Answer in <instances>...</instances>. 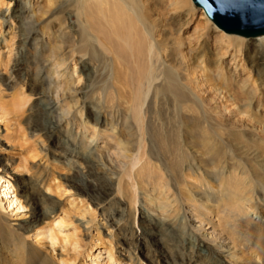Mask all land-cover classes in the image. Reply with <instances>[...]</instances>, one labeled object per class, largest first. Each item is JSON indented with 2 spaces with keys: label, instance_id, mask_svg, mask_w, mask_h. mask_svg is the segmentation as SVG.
I'll return each mask as SVG.
<instances>
[{
  "label": "bare ground",
  "instance_id": "6f19581e",
  "mask_svg": "<svg viewBox=\"0 0 264 264\" xmlns=\"http://www.w3.org/2000/svg\"><path fill=\"white\" fill-rule=\"evenodd\" d=\"M7 2L4 9L5 1L0 0V54L8 52L4 62L9 67L6 65L4 69L8 68L10 73L2 80L3 72H0V85L4 89L20 90L17 80L22 76V67L17 65L23 59L27 61V52L32 50L29 59L39 88L27 110L29 122L37 130H49L50 137L53 133H62L56 144L71 147L67 149L70 156L66 162L72 166L79 168V162L88 165L96 161L106 170L118 171L104 183L85 188L99 203L91 210L87 201L78 200L75 193L70 194L75 198L68 206H74L76 199L83 204L82 209H77L78 215L73 216L72 211L53 196V192H60L59 188L64 189L67 184L62 183L63 179L47 178L48 162L40 163L42 169L38 173H28L20 162L13 165L8 158L0 157V161L5 162L0 166L5 193L0 196L12 194L10 200L4 199L2 204L15 205L16 209V222L12 225L7 216L0 213V235L10 238L6 247L8 258H18L22 263L55 264L50 254L59 246L60 255L63 250L68 251L65 258L60 259L61 263L72 264L73 254L81 257L85 246L95 242L96 246H90L86 255L90 260L100 259L99 252H103V264H144L136 247L115 246L110 241L113 234L103 224L108 220L101 203L121 194L120 211L129 220H115L110 230L127 227L133 235V228L137 227L143 234H155L164 225L180 229L190 222V228L226 258L217 261L206 247L196 252L195 264H264V222L253 200L257 184L249 179L240 183L234 170L224 175L220 185L225 192L220 204L223 209H217L218 203L215 217H209L205 212L208 203L198 204L203 200L194 195L193 184L188 181L192 177L200 187L196 189L213 192L209 180L215 177L219 165L221 176L224 174L226 164L222 161V150L233 143L230 134L223 137L225 133L221 131L226 128L239 130V137H244L246 142L243 147H264L261 135L264 131V35L253 38L248 46L242 39L244 36L224 32L207 16L213 23L212 28L224 33L217 31V35L209 37L199 30L185 35L194 9L191 0ZM192 39V44L187 42ZM41 41L50 49L45 59L40 58ZM219 45L224 47L222 51L218 50ZM203 63L210 65L209 81L212 83L211 78H215L220 86L212 88L206 82H199L203 69L199 64ZM80 69L84 71L85 88L76 89L79 80L75 75ZM191 74L196 77L191 78ZM100 81V96L94 103L92 98ZM79 94L80 104H64L67 97ZM6 96L5 99L0 95V107L14 118L18 114L14 108L22 107L23 103L13 100L11 95ZM219 100H229L236 109L228 119L218 106ZM86 109L93 112L92 122L84 116ZM103 113L110 123L105 124ZM199 117L205 123L204 128L211 118L218 122L217 130L198 131L196 128L197 131H192L189 125ZM129 119L136 125L135 154L127 148L126 139L120 133L121 121L126 123ZM7 131L3 128L4 134ZM24 136L20 141V137L16 139L17 146L25 150L28 157L36 154ZM44 151L40 152L46 154ZM248 151L250 148L246 150L250 155ZM191 154L200 160L196 167L188 160ZM201 160L207 162L202 164ZM141 174H160L152 191H158L162 199L156 202L150 196L152 212L145 214L139 210L136 215L135 192L139 189L137 177ZM261 190L259 200L264 206V185ZM222 196L218 199L222 200ZM184 202L189 204L194 217L188 216ZM98 208L102 219L95 222ZM157 209L161 211V225L153 218ZM105 240H109V247L99 249ZM84 264L98 263L85 260Z\"/></svg>",
  "mask_w": 264,
  "mask_h": 264
},
{
  "label": "rangeland",
  "instance_id": "374dc122",
  "mask_svg": "<svg viewBox=\"0 0 264 264\" xmlns=\"http://www.w3.org/2000/svg\"><path fill=\"white\" fill-rule=\"evenodd\" d=\"M4 1H5V5H4V9H5L7 6L6 4L8 2H7V0H4ZM192 5H193L194 9H193V12L191 14V17L189 18V23L186 26L185 35L186 34L190 35V33L200 30V31L205 33V36L208 35L209 37H212L214 35H217V33L219 31L223 32V31L219 30L217 27H216L217 28L216 30L218 32L215 31L212 28L213 23L206 17L203 10L196 7L194 4H192ZM12 6H13V4H11V6H9V9H11ZM1 8H2V4H0V9ZM53 26H51V28L54 30ZM242 39L245 41V43L248 46H251L252 41L255 40L253 38L251 39V38H244V37H242ZM193 41L194 40L192 39L191 41H187V42L192 44ZM40 44H41L40 55L42 54L41 55L42 57H40V58L45 59L49 55L50 49L48 48V46L44 45L43 41H41ZM69 44L70 43H66V45H69ZM209 44H210V42H208V45ZM222 49H224V47L219 45L218 50L222 51ZM32 53H33V51L29 50L27 52V61H26V59H23L20 62H18V65H17V66L22 67V69L20 70V73L22 76L18 77V80H17V82H19V84H20V87H19L20 90L18 91L16 88L11 89V88H7V87H5V89H4L3 86L0 85V95L1 96H3L6 99L7 98L6 95H11L15 98L13 100H21V102L23 103L22 107L14 108L15 110H18V114L14 118H12L10 113H7V114L5 113L4 107L3 108L0 107V157L8 158L9 159L8 162H12L13 165H16L18 162H20L22 164L23 168L28 170V173H30V172H33V173L37 172L38 173L42 169V166L40 165V163H42L44 161L48 162L49 175L47 173V175H48L47 178L48 179H50V178L54 179L56 177V178H59L60 180L63 179L62 183L64 185L67 184L64 187V189L59 188L60 192H58V191H57V193L53 192V196L60 199L61 204L65 208H68L69 211H72L73 216H77L78 215L77 209L78 208L82 209V205H83L82 203H79L78 200L84 199L85 201H87V203L89 204V210L93 209L94 207H96L97 204H99L95 199H93L92 197L89 196L87 191L85 192V188L90 189V187L94 184L99 185V184L104 183V181L107 178L114 177L116 175V173H118V171L115 172V169L114 170H111V169L106 170V169H104V167L102 165H100L96 161H93L92 163H90L88 165L85 163L79 162V168L72 166L71 164L66 162V159H69V156H70L68 154L67 149H70L71 147H64L61 144H56V139L60 138L62 133L56 132V133H53L50 137V131L49 130H47V129L42 130V128H39V130H37L38 128L32 126V123L29 122L27 110H28L29 106L31 105V103L34 101V99L37 95L38 88H39L38 80L36 79V75H35L34 66L32 65L31 60L29 59L30 54H32ZM7 54H8V52H6L5 54H0V72L1 73L3 72L2 73L3 78H1L2 80L4 79L5 75H8L10 73L8 71V68L4 69V67L6 65L9 67V65L4 62V59H6ZM43 56H44V58H43ZM228 60H229V58H227L226 61H228ZM189 64H190V62H188V65ZM199 65L203 66L202 67L203 69H201L202 78L200 79L199 82H201V81L206 82V85H208L210 87L212 86V88H213V86L214 87L220 86V81L216 80L215 78H211L213 80H212V83L210 82L211 81L210 80V74H209V71L211 69L210 65L208 66L206 63L199 64ZM70 67H73L72 63L70 65ZM79 74H80V76H79ZM75 77H76L77 81L79 80L77 82V86L75 88L76 89L85 88L84 87V85H85L84 84V79H85L84 71H82L81 69L77 70ZM195 77H196V75L191 74V78L194 79ZM100 84L102 85V81L97 83L96 88H95L96 91H94L95 93H94L93 98H92V102H94V103H96L98 101V97L100 96V94H99L100 93L99 89L101 88ZM255 84H256V82H255ZM211 91L212 90H210V92ZM80 96H81V94H79V96L67 97L64 104L66 103V106H72L75 104V102H77V104H80L82 101ZM98 103H100V101ZM101 105H103L102 102H101ZM218 106H219L220 110L222 111L223 116L227 117V119L230 117L231 112L236 111L235 107L231 104V102L229 100H225L223 102L222 101L220 102V100H219ZM263 112H264V110H263ZM84 116H87V118L90 120V122H92L91 119H93V112L91 110H89V109L84 110ZM101 117L103 120H105V124H106V122L110 123L109 118H106L104 113L101 115ZM211 119L208 120L210 127H209V124H206L208 126H206V128H204L205 123L202 122L203 120L200 117H199V119L191 122L194 124L190 123L189 126L191 127L192 131H197V130L203 131L205 129H207V131H210L212 129L217 130L218 126H216V124L219 125V123L214 121L213 119L212 120ZM196 122H197V124H196ZM120 124H121L120 126H122L121 127L122 130L120 131V133L122 132L121 135H122L123 139H126L125 140L126 146L132 152V154H135L136 150H137V139H136V135H135L136 125H135L134 121H133V119H131V120L129 119V120H127L126 123H123V120H122ZM193 126H194V128H193ZM3 128H6L8 130L5 134L3 132ZM196 128H197V130H196ZM33 131L37 134H35ZM232 131H233V133H232ZM238 131L239 130L235 129V128H232V130L229 128H226L225 130L221 131V132L225 133L223 135V137H226V134H230V136H231L230 139L233 141V143H230V146L225 149L226 151L222 150V152H223L222 161L224 162V164H226L225 168H224V174L221 176L220 173L222 171V167L219 165L215 169V172H216L214 175L215 177H213L212 179L209 180V185L211 187H213V192H211V190H209V189L202 190L203 192L200 189H196V188H200V187L199 186L197 187L196 183H194V181L192 180L193 179L192 177H189L188 181L193 184L191 187L194 188L193 189L194 195H196V197H199L200 199L203 200L202 202H200L198 204H200V206H201L202 204H204V202L208 203L207 204L208 207H207L205 212L209 215V217H215V213H216L215 207L218 206V203H219V206L217 209H219V210L221 209L220 211H222V209H223V207H220V204H222L223 203L222 201H224V197L222 196V194L224 195L225 192H224V190L220 189L221 188L220 185L222 184V181L224 180L223 179L224 175H227V174L229 175V172L234 170V173L240 179V183L243 181L244 182L248 181V179H249L251 181H254L257 184L256 185L257 187H255L256 191H254L255 197L253 196V200L256 204V207H258L257 210H258L259 214L262 215L261 217H263L262 220L264 222V206H263V203L260 202V200H259L262 196L261 195V191H262L261 189H263V185H264V147L262 148V147L257 146V145L243 147L246 145V142L244 141V137H241V136L239 137L240 132H238ZM263 134H264V131H263ZM263 134H261V135L264 136ZM23 135H25L24 137L26 138V141H28L30 143L31 148L34 149V153H36V154L29 155V157H28L27 154L25 153V150H22V149H20V147L17 146L16 139L18 137H20L19 138V141H20ZM129 135H131V136H129ZM129 138H130V140H129ZM225 139H227V138H225ZM38 140H39V143H38ZM234 142H235V144H234ZM240 145H241V147H240ZM249 148H250V151H248V152L250 153V155L246 154L247 153L246 150H248ZM39 150L40 151L45 150L44 152H46V154L41 153ZM201 151H202L201 149L198 150V153H201ZM219 151L220 150H218V152ZM256 152H257V155H254V153H256ZM231 154H232V156H231ZM258 155H261V156L259 158H257ZM191 158H192V160H191ZM188 160H189V162L191 161L190 163H192L194 167L198 166L197 164L200 162L198 157H194V154H191V156L188 158ZM201 161H202V164H205L207 162V160H205V162H203V160H201ZM123 162L126 164L127 160L124 159ZM4 163L5 162L0 161V166H2ZM257 163H259V164H257ZM116 165L118 166V164H116ZM247 165H248V167H247ZM246 168H247V170H246ZM120 169L122 170L121 167H120ZM116 170H119V169H116ZM253 170H255V173H253ZM124 171L127 172L126 170H124ZM125 172H122V173H125ZM122 173H121V175H124ZM162 174L165 175V173H163V172H162ZM157 175H160V174H157ZM157 175L156 176L155 175L146 176L145 174H141L137 177V180L139 182L138 183L139 189L136 190V192H135L136 193L135 196L138 199L137 200L135 198V201H136L135 208L137 209L136 215H137L139 210L145 212V214H146V212H149V213L152 212L151 209H149L150 203L148 202V199L150 196H153L151 198H153L154 201L156 200V202H159L162 199V195L159 196L160 194L158 193V191H156V190L152 191L153 190V183L158 181ZM216 178H217V180H216ZM2 183H3V181L0 180V195L5 193V191L2 190L5 188V186H2ZM261 183L263 185H260ZM3 184H5V183H3ZM82 186H84V187H82ZM186 187H190V185H188V186L186 185ZM68 191H70V192H68ZM60 193H62L63 195L60 196ZM74 193L77 194L75 196H79V197H78V200L76 199V202L74 203L75 205L70 207V206H68L69 201L70 200L72 201L75 198V197H70V194H74ZM152 193H153V195H152ZM166 193H169V192H166ZM114 194H116L115 191H113V196H114ZM169 194H171V193H169ZM11 195L12 194L8 193L7 195L0 196V198H1L0 199V205H1L0 206V213L2 212L1 214L7 216V221L9 222L10 225H12L16 222V221H14V218L16 216V214H14L16 211V209H14L15 205H13V206L11 205L10 207H8L7 204H2V200H4V199H6L7 201L10 200L9 198ZM158 196L160 198H158ZM221 196H222V200L218 199ZM120 199H122L121 194H117L115 197L111 198V200L109 202H108V200H106L105 202L101 203V204H104V208H106V211L104 213V217H106L108 220L107 223L106 222L103 223L104 227H105V229H108L113 234V238L110 241L115 246H117L118 248L129 246L132 249V248L136 247V253L138 254V256H140V261L143 262L144 264H195V262L197 260L196 252L199 251L200 249L205 250L206 247L208 248L209 251H211L210 253L215 256L217 261L226 259L224 254H221L218 250H215L214 247L210 243H207L204 239H202L198 235V233H196L194 230H192L190 228V226H189L190 222H187L184 225V227L180 228V229H178V228L173 229V228L168 227V226L166 227V225L162 226L163 229L160 231H158L157 228H155V231L157 230L155 234H152V233L151 234H143L141 230L137 229V227L133 228V231L135 232L133 235H131V232L127 227H119V228H116L115 230H110V228L114 225L115 220H121V221L129 220L128 216L121 214L120 209H121L122 203L120 204V202L118 201ZM216 202H217V204H216ZM183 204L187 208L188 216L194 217V215H192L193 212L190 209H188L187 205H189V204H187L186 202H184ZM198 204H197V206H199ZM209 205H211V206H209ZM148 209H149V211H148ZM198 212L199 211H197L195 213L198 214ZM99 213H100V211L98 208L97 209V218H96L95 222H98L102 219V216ZM153 216H154L153 218H155V221L158 223V225H161L162 224L161 223V218H162L161 211H159V209H157ZM231 216L232 217L234 216V212L231 214ZM236 217H237V215H236ZM192 219L193 218L191 217V221H192ZM230 219H231V221H233V218H230ZM240 220H241V218H240ZM70 229H72V228H70ZM23 234L24 233H22V235ZM23 237H26V234H24ZM9 240H10L9 237L4 236V238H3V236L0 235V264H31V263L32 264H40L39 261L38 262L37 261H31L30 263H24V262L22 263L20 261V259H18V258L17 259H15L13 257L8 258L7 252H6V247L9 245V242H10ZM109 243H110L109 240H105L104 244L107 246L105 247V245L103 244L102 246H98V248L101 250H106L109 247ZM93 245L96 246L95 242L88 243L85 246V248L81 251V253H82L81 257L80 256L78 257V254H76V253L73 254L72 256L74 257V259L71 260L70 263H72V264H84V262L86 260V261L97 262L98 264H103V262L101 261V258H105V254L103 252H101V253L99 252V255L101 256L100 259H91L90 260L89 256H86L87 252L91 248L90 246H93ZM58 247L59 246H56L55 249L50 254L51 260L53 259L52 261H53V263L55 261V264H58V263L59 264H65L64 262L61 263L62 261L60 259L65 258V255L68 253V251L63 250L61 253L64 255H62V254L60 255ZM91 251H95V250H91ZM97 252L98 251H96V253ZM70 253H73V252L71 251ZM58 258H59V260H58Z\"/></svg>",
  "mask_w": 264,
  "mask_h": 264
},
{
  "label": "water",
  "instance_id": "95a60500",
  "mask_svg": "<svg viewBox=\"0 0 264 264\" xmlns=\"http://www.w3.org/2000/svg\"><path fill=\"white\" fill-rule=\"evenodd\" d=\"M221 30L247 38L264 35V0H191Z\"/></svg>",
  "mask_w": 264,
  "mask_h": 264
}]
</instances>
